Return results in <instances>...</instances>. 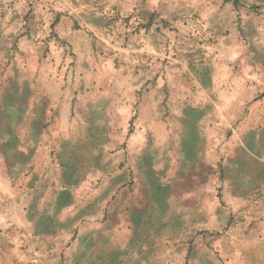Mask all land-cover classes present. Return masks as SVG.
<instances>
[{
    "label": "crops",
    "instance_id": "1",
    "mask_svg": "<svg viewBox=\"0 0 264 264\" xmlns=\"http://www.w3.org/2000/svg\"><path fill=\"white\" fill-rule=\"evenodd\" d=\"M136 1L0 0V228L25 229L39 261L152 264L153 243L159 244L156 250L167 248V226L176 234L183 217L210 224L221 217L215 197L221 181L223 200L234 214L242 213V239L254 241L239 251L240 263L259 264L264 257L262 13L238 11L249 6L244 1H159L154 10L161 19L170 22L185 11L191 20L149 31L154 45L144 46L148 62H161L164 49L174 47L171 60L179 66L173 74L145 77V136L138 146L134 137L126 145L111 136L115 124L105 113L134 109L139 89L132 83L114 87L93 71L106 62L104 44H123L107 33L105 11H135ZM151 7L147 0L143 11ZM19 29L23 59L33 64L30 73L12 74L8 34L20 35ZM75 98L87 100L78 127L71 119L79 107ZM136 192H142L139 199ZM121 209L131 226L122 244Z\"/></svg>",
    "mask_w": 264,
    "mask_h": 264
},
{
    "label": "rangeland",
    "instance_id": "2",
    "mask_svg": "<svg viewBox=\"0 0 264 264\" xmlns=\"http://www.w3.org/2000/svg\"><path fill=\"white\" fill-rule=\"evenodd\" d=\"M159 1L161 0H151V8H153V11H143L144 4L147 0L136 1V8H133L135 11H105V16L108 19L107 33L114 39L115 37H119V43L122 42L123 44L119 45L116 42L117 45H114L111 43L113 44L111 48L104 44L103 49H105V57L102 56V58L105 59L106 62L102 65L97 63L99 71L94 68L93 72L96 71L97 74L103 73V79L110 78L111 85H116L114 87H118L119 83L120 87H122V84L132 83L136 84L137 89H139V91L136 92V105L134 106V109H128L121 106L119 110L114 112L111 111L109 114L105 113L107 119H109L111 123L115 124L113 131L114 135H112L110 131L111 136L114 138L119 137V140L121 141L120 143L124 142L126 145L129 137H134V142L138 146L145 136L143 125L144 120L148 117V114L145 111L144 101V89L148 87V83H144L145 77H159L166 73L173 74L175 68L179 66L171 60L175 54L174 47H166L164 49L166 58L161 62L159 60L155 61V59H153L152 63L148 62L145 56L146 54L144 53V46H150V44L154 45V38L150 37L149 31L154 30L158 25L161 27L164 23L167 26L174 27L175 29L176 25L181 26L179 25V22L183 20L185 21L184 25L186 26V20L190 19V17L187 16V12L184 11L188 8V6H186L188 1H185V5L182 8L184 11L183 17H176V19L172 18L170 19V22L163 18L162 20L160 11H157V9L154 10L156 5H159ZM175 1L176 0H172L173 3ZM192 1L200 2L201 0ZM233 1L235 4H239L240 1H244L246 5H249V8L246 6L243 10L239 9L238 11H258L262 13L261 16L264 19V5L262 4V0ZM105 3H107V1H105ZM133 3H135V1H133ZM128 5L129 2L127 3V6ZM178 18H180L179 21L177 20ZM195 19H197V17H194V20ZM19 31L21 32L20 35L17 31L8 34V57L11 61L9 64V73L12 74L16 73L15 69H17V71H23L24 73H30L29 70H31L33 64L30 58L26 60L24 57L23 59V52L21 51L20 46L21 38H23V31L21 29H19ZM117 46H119V48ZM68 66L72 68L73 64ZM111 74L112 76H108ZM153 82H155V79H153ZM88 99H91L89 101L90 103L95 100L92 94H90ZM86 101L87 100L84 101L80 98L76 100L75 98L74 102H76L79 107L76 106V109L72 112V127L76 125V121L78 122L82 119L81 115L83 113L85 116V112H82L80 107L86 105ZM109 101H111L110 98ZM109 101L107 103H109ZM107 106L110 107L109 105ZM104 108H106V106ZM96 113L99 115L100 111H97ZM130 118H132L133 123H129ZM96 121L101 124L103 123L102 120L96 119ZM118 124L120 125V128H118ZM78 126H81L79 122L77 127ZM75 130L78 132L80 129L72 128V131ZM111 145L115 146L116 144L114 142V144L111 143ZM27 178L28 176H25V180ZM222 190L223 183L218 181L216 183L215 197L217 202L221 204V217L217 214L216 219H214L215 222L211 224L208 223L206 219L200 223H195L191 222L192 217H183L181 218L182 221L180 222V225H178L179 227H176L178 235L177 233H174L175 228L167 226V236H169L167 248L164 249V247H162L156 250L159 244L157 245L153 243L152 264H156V261H158L159 264H207L206 261L209 259L213 260L215 264H241L239 251L245 245L249 246L251 243L254 244V241H245L242 239L240 231L243 227V223L241 222L242 213L237 215L234 214V209H229V206L222 198ZM141 195L142 192H136V199H139ZM139 209L140 208H135V210ZM151 216L154 218L158 217V215L154 212ZM126 220L127 211L121 209V223L117 225L120 237L123 238L121 239V244L126 241L128 237L127 234L131 231V226L128 228ZM122 221H124V223H122ZM148 226L151 227L152 230L155 228V224L153 223ZM115 227L116 226H114L113 230H115ZM24 230L15 226L5 229L0 228V264H55L57 257L47 258L48 261L46 259L39 261L38 256L32 254L26 238L28 235L24 233ZM108 230H112V227L109 226ZM79 231L83 230L80 229ZM219 233L220 235L213 240L214 235ZM160 253H162L161 257L159 256ZM259 264H264V257L263 261Z\"/></svg>",
    "mask_w": 264,
    "mask_h": 264
}]
</instances>
